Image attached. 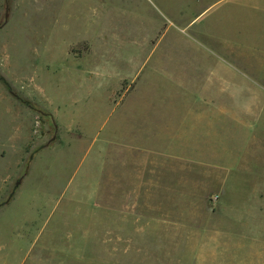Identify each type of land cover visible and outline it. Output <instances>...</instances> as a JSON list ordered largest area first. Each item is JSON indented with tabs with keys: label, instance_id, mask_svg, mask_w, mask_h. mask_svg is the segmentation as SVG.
I'll return each mask as SVG.
<instances>
[{
	"label": "rangeland",
	"instance_id": "374dc122",
	"mask_svg": "<svg viewBox=\"0 0 264 264\" xmlns=\"http://www.w3.org/2000/svg\"><path fill=\"white\" fill-rule=\"evenodd\" d=\"M209 65L264 74V0H0V264L191 257L184 238L170 259L169 231L142 248L132 244L145 230H108L121 200L106 198L105 179L115 191L219 188V173L230 175L216 164L223 132L192 136L185 152L211 157L205 164L173 158L162 124L193 106ZM137 71L134 88L120 81ZM147 120L160 124L144 132ZM215 122L229 127L228 145L250 132L230 115ZM253 135L240 158L264 164L263 106ZM141 144L160 148L133 150Z\"/></svg>",
	"mask_w": 264,
	"mask_h": 264
},
{
	"label": "crops",
	"instance_id": "0c3cea01",
	"mask_svg": "<svg viewBox=\"0 0 264 264\" xmlns=\"http://www.w3.org/2000/svg\"><path fill=\"white\" fill-rule=\"evenodd\" d=\"M228 67L229 70L226 72L232 74L227 76L224 69L209 65L206 68L207 73L205 71L203 73L201 87H197L198 92L192 96L193 106L190 105L188 111H170L165 115V122H162L171 135L168 150L176 160L197 159L196 162L211 163V157L201 159L199 156L186 153L185 149L188 148L198 128L205 129L203 133L208 136V140L214 138L210 135L216 127L214 133L223 132L218 136L225 145L221 148L224 153L223 156L218 157V160L216 159V164L218 167L228 169L230 175L218 174L219 188L202 194L177 190L164 194L165 192L156 191L155 188L145 193L140 190L136 192L128 187L123 190L118 187L115 191L109 183L110 175L107 174L105 179L106 198L121 200L120 207L111 203V222L107 227L108 230L126 229L133 232L145 230L147 233L143 235L150 236L149 239L137 238V244H132L142 248L147 247L145 240L155 245L164 243V241L156 243L160 239L159 232L169 231L170 259L174 256V249L183 246L184 238L185 244L186 239H190L187 240L186 246L187 252L189 247L194 249L192 256L187 255L184 258L176 256L166 264L264 263V164L252 160L247 162L240 158H244L248 150H255L251 141L256 138L253 133L257 125V113L260 106L264 108V74L249 73L248 71L255 69L254 65L250 70L235 65ZM138 72L132 77L123 75L120 81H130L134 88ZM213 75L215 76L212 77ZM223 94L225 96L228 94L226 99L231 101L229 104L232 106L228 109L224 105ZM220 102L223 105L217 106L221 104ZM198 104L200 106H194ZM220 115H230L237 122L236 124L248 126L249 134L239 138L234 146L226 144L229 127L225 124L223 128L222 122L216 124L215 120ZM159 124H156L155 120L143 122L147 128L144 132L151 133L154 126ZM144 147L150 152L158 151L160 148L141 144L133 150H143ZM238 152L239 158L229 159ZM232 174L234 175L231 176ZM242 180H249L252 184H257V187L243 184L245 181ZM238 185H241L240 189ZM166 200H169L168 205ZM116 215H120L119 224L117 218L113 217ZM143 235L137 237H144ZM135 237L134 234L131 240ZM174 240L177 243H174ZM38 257L42 261V254ZM158 264L162 263L158 262Z\"/></svg>",
	"mask_w": 264,
	"mask_h": 264
}]
</instances>
